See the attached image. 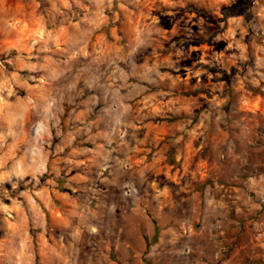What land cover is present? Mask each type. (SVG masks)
<instances>
[{
	"label": "rangeland",
	"instance_id": "374dc122",
	"mask_svg": "<svg viewBox=\"0 0 264 264\" xmlns=\"http://www.w3.org/2000/svg\"><path fill=\"white\" fill-rule=\"evenodd\" d=\"M0 264H264V0H0Z\"/></svg>",
	"mask_w": 264,
	"mask_h": 264
},
{
	"label": "crops",
	"instance_id": "0c3cea01",
	"mask_svg": "<svg viewBox=\"0 0 264 264\" xmlns=\"http://www.w3.org/2000/svg\"><path fill=\"white\" fill-rule=\"evenodd\" d=\"M144 145H146V144H144ZM136 147L138 148L139 152L142 153V156H145V154H147V152H149L151 150V148L149 146L145 147V146L140 145V147H139L136 144ZM85 160L86 159H81V158H77V159H71L70 158V159H68V162H70V164L68 165V169L66 171H64L61 175L62 179H64L65 181L60 180V183L56 181V184L54 186H52V188L50 189L51 191H49L52 194V196L54 197V200H53V202H51V203L49 202L46 205V210H45L46 214H45V219H44L45 225H47L49 223L54 224V226L56 224H57V226H58V224H60V225L65 224V225H67V227L69 225H71V220L68 219V216L66 217V213L64 211H62V209H64V208H62V207L58 208L57 205H60V204L56 205L54 202L56 200H60V198H63L62 202H65V204H67V203L72 204L71 208H67L66 211L67 212H69V210L73 211V209L75 208L76 200H75V198H72L71 201L70 200L68 201V199L66 198V193H68V191H70V190H72L73 192L76 191L77 187L80 186V182L82 180H84V178L87 176L88 173L85 174L84 173L85 170L79 167L86 162ZM88 162H93V161H88ZM86 165L89 166V164H86ZM9 173H6V174L9 175ZM57 180L59 181L58 177H57ZM61 183L63 184L62 186H60ZM75 183L76 184L78 183L79 185L76 186ZM55 212L57 214H59V216H62V219H57L55 217ZM53 219H54V223H52Z\"/></svg>",
	"mask_w": 264,
	"mask_h": 264
}]
</instances>
